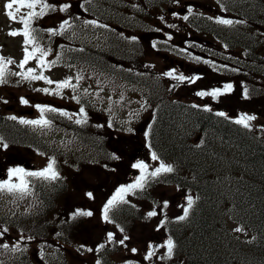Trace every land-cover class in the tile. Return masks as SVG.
<instances>
[{
	"label": "trees",
	"instance_id": "obj_1",
	"mask_svg": "<svg viewBox=\"0 0 264 264\" xmlns=\"http://www.w3.org/2000/svg\"><path fill=\"white\" fill-rule=\"evenodd\" d=\"M90 1L94 2L93 7L88 6ZM217 1L228 15L238 14L237 19L240 23L250 20L257 26L232 32L229 28L231 25L221 27L219 31L210 25H199L208 38L213 39L214 36L220 41L216 45H221L230 52L241 49L240 73L233 71L231 67L218 66L216 69L221 71L226 82H230L233 75L237 76L234 92L241 90L239 86H244L242 93L247 90V94L252 93L258 100L261 95L257 91V85L264 83V73L258 74L262 77V82H259L242 72L264 71L262 65L254 67L260 63L264 64V54L261 51L263 38L259 33L260 29H264V10L260 9L264 7V0ZM45 2L54 5L56 11L46 9L44 16L34 20L35 24L41 23V32H37L41 39L44 38L51 47L52 45L55 47L57 38H60V55L88 65V68L92 67L93 63L100 71L141 85L147 82L148 77L141 72L135 73L133 69L137 67L144 71L142 63L145 60V51L137 43L133 44L137 48L131 49L124 37L134 30L150 33L155 29L157 36L166 34L167 29L182 30V13L170 11L174 4L173 0H45ZM64 4L70 7L66 11H60ZM88 16L99 22L97 26L106 36L101 40L102 47L99 49L91 48L72 36V29L80 31L82 26L87 25L85 21ZM56 19L61 23L67 20L69 26L60 30L59 34L52 35L48 29L59 27L51 28L49 25ZM159 21L163 26L158 24ZM192 23L193 21H190V24ZM206 23L212 25V20ZM116 26L120 29L118 34L114 29ZM115 34L122 39L113 37ZM155 46L176 56L180 55L170 40H157ZM199 51L208 54L205 47ZM228 57L229 55H226L219 61L228 64L230 60ZM15 68L12 66L6 69L5 84L9 82V76L15 72ZM151 85L148 83L143 92V98L148 105H151L152 100L149 90ZM241 91L238 93L241 94ZM234 92L229 91L212 97L225 110V107L234 101L232 96ZM163 94L164 90L156 96L157 104L148 123L146 145L150 152L158 157L155 160L157 163L169 165L173 171L151 177L150 173L154 169L147 164L144 187L134 189L132 192L148 198L150 189L162 186L173 187L186 194V201L180 211L172 215L170 211L165 210L158 222L160 227L158 235L163 237L166 243L168 239L174 243L167 264H264V140L250 127L245 128L242 124L235 123L233 114L230 116L221 109L209 106L183 103L182 100ZM98 111L88 105V163H91L89 165H101L111 160L109 150L98 137L102 134L107 136L110 129L103 123L100 115L97 117L94 115ZM76 130L80 132L78 127ZM25 133V128L19 121L0 113V134L3 137L6 135V138L13 141H22L26 137ZM34 138L32 134L30 139ZM116 160H119V157ZM137 163L134 162L133 165ZM133 165L129 173H125L123 187L134 184L142 175L140 169ZM53 189L54 185L42 195L45 213L49 212L53 205ZM188 197H191L194 203L189 209L188 216L180 220L178 218L184 215ZM125 201L117 203L109 211L110 223L117 226L116 229L122 238L128 237L130 228L139 223L149 222L141 204ZM79 219L75 218L77 226L80 224ZM49 228L50 226L46 225L45 231ZM95 242L98 244L97 251L93 250L96 251L101 264H117L111 254L118 250L125 253H132V249L139 251L135 247L126 248V243L123 244V248L117 240L110 242L107 235L105 240ZM102 244L105 245L100 248Z\"/></svg>",
	"mask_w": 264,
	"mask_h": 264
},
{
	"label": "rangeland",
	"instance_id": "obj_2",
	"mask_svg": "<svg viewBox=\"0 0 264 264\" xmlns=\"http://www.w3.org/2000/svg\"><path fill=\"white\" fill-rule=\"evenodd\" d=\"M8 2L9 0H0V54L7 58H14L16 61L20 62L23 59L25 50V37L22 34L23 24L20 23L18 19L11 20L6 15L5 5ZM176 3L177 2L174 1L173 7L175 8L177 7ZM181 6L185 7V5L181 3V5L177 7V10ZM193 6L194 8L190 9V13H209L211 16H217L221 13L217 8L218 3L216 0H196ZM15 7L16 5H14L12 11H15ZM38 10H40L39 5L35 8V11ZM27 11H29V9L23 8L21 13L17 15H22ZM241 29L244 28L241 27L237 31L239 32ZM11 31H17L21 34L12 36L9 34ZM80 32L75 34H79L84 41L88 42L89 39L98 41V39H100V36L95 38L96 33L88 32L85 28H82ZM235 36L239 35L235 34ZM166 37L170 38V34L166 33L161 35L162 39ZM136 39L138 41L137 43L145 51V60L151 64L154 70L163 71L165 74L169 72L173 73V75L170 76L172 80H178L175 78L177 76H184L185 80L193 79L191 82L189 81V84L185 85L183 83L173 97H178L196 104L216 105L207 95H197L198 92H201L200 89L202 86L217 88L218 84L221 82L220 79L213 76H205V78H199L198 76L196 78L194 77V74L200 71L204 74L206 70L210 71L209 68L203 69V62H186L178 60L167 53L161 51L157 52L151 46L150 42L152 37H148L146 34L138 35ZM177 39L183 40L181 36H178ZM183 43L187 44L185 40H183ZM44 61V65L38 64L33 67V69L36 70L35 74L39 75L42 73L48 79L57 77L50 74L60 73L61 75L58 76L59 78H67L72 74L74 75L73 77L77 88L86 92L88 91V73H80L79 65H73L68 60L60 59L58 54H53L51 56L46 55L44 56ZM27 70L28 69H24V72H27ZM78 77L80 78L78 79ZM68 79L70 80V78ZM18 80L19 79L16 77L10 79L9 83H11L12 89H15L14 83L18 82ZM172 80L165 79L164 82H172ZM262 85H264V83ZM133 89L134 86L127 83L123 88L107 90L104 93L111 107L112 115H114L116 120L121 122L124 127L122 130L118 129L113 133H109L111 143H109L106 136L107 146L110 152L109 159H111L109 162L106 161L101 165H88V163L82 162L76 165L75 161L76 169H74L68 163L71 158H69V155L64 151L58 152L56 149L52 148L51 150L37 152L20 148V146L5 148L2 146L4 144L0 140V169L3 170L5 165H13L15 167L20 164L21 161H28L31 165H34V168L28 171L35 172L45 169L51 161H54V170L58 174L57 176H59L60 173L62 176L70 179L67 182L68 189L62 194L59 200L58 208L64 207L67 210L80 209L82 211L92 212V218H81L80 224L76 227V233L78 235L74 240L76 246L79 248H88L92 249V251H88V253L85 254L86 256L78 255L74 251H66L58 256V258H62L58 264H97L99 260L93 250L96 245L95 241L100 239L105 240L106 235L108 236L109 233L113 234V240L120 241L123 239L122 235L118 233L115 228L117 226L107 224L103 218L105 202L111 200L113 196L116 195L118 189L123 187L125 183L124 178L126 177L125 173H129L135 161L143 163L146 160L149 162L152 161V158H149L147 155L144 137L145 130L147 129L146 121L150 111H148V106L144 107V103H134ZM19 93L25 94L26 90L23 89V91ZM15 94L17 93L14 92L13 99L6 105L7 109L12 106L13 109L19 113L30 109L28 104H19L20 102L15 100ZM74 95L76 110L77 107L83 106L84 104L81 102V95L77 91H74ZM90 96L93 97L94 101L97 99V95L91 92ZM232 96L236 103L226 106L225 111L230 114L235 113L237 118H240L242 115L255 116L256 118L251 121L258 123V125L264 129V97L258 100H252L238 92H234ZM36 100L41 104H50V100L46 98L38 97ZM100 116H107L106 111H101ZM37 118L39 117L37 116ZM102 121H106V119H102ZM49 136L59 141L58 137L60 138L61 134H59V132H54L49 133ZM117 157H119V160H116ZM12 180L13 182H18L16 177H13ZM26 180L29 182L30 188L37 184H47L49 181L35 177H27ZM149 191L148 198H146L145 195H135L132 191L124 195V200L141 204L147 215L149 212H156L155 216H148L149 222H145L144 224L139 223L130 228L128 239L124 240V243L127 244L125 245L126 248L135 247L139 250L132 253L141 264H167V259L170 258V256L167 252L166 241L163 237L158 235V230L160 228L158 222L163 217L165 210L170 211L172 215H176L186 201V194L179 191V189L162 186L150 189ZM88 193L92 194L91 197L88 196ZM108 195H110V197H106ZM165 202H167L166 207ZM31 205L36 207L34 204ZM123 244L120 245L123 247ZM34 249L35 247L31 248L29 252L33 264H37V255H41V253ZM150 251L153 252V255L150 257L151 259H146L145 257ZM130 254V252L125 253L121 250L114 255V258L117 261L124 262ZM46 255L48 254L44 253V259ZM51 255V257H53L54 253H51Z\"/></svg>",
	"mask_w": 264,
	"mask_h": 264
},
{
	"label": "snow or ice",
	"instance_id": "obj_3",
	"mask_svg": "<svg viewBox=\"0 0 264 264\" xmlns=\"http://www.w3.org/2000/svg\"><path fill=\"white\" fill-rule=\"evenodd\" d=\"M14 5H16L15 7V11H12V9L14 8ZM37 5H39L40 7V11L37 12L35 11V8L37 7ZM70 7V5L68 4H64L63 6L60 7V11H66L68 8ZM23 8L29 9V11L25 12L22 15H17L19 13H21V10ZM49 10V11H56V7L54 5H51L47 2H45V0H9L8 3H6L5 5V11H6V15L11 19V20H19L20 23L23 24V35L25 37V44H34V37L32 36V32L34 31V29L31 28V23L33 21V19L35 18H39L42 17L46 14L45 10ZM189 11H191L189 9ZM188 17L185 16L184 19H187ZM218 23L221 24H225V25H230L233 23V21L231 20H227V19H217ZM86 24H95V21H85ZM66 26L68 25V21L65 20L63 21L60 26L59 29H48V31L52 34V35H57L60 33V30H63L66 28ZM102 26V25H101ZM103 27V26H102ZM12 36H16L18 34H21L17 31H11L9 33ZM135 39V38H133ZM36 52H40V57L38 58V63L40 65H44L45 61H44V56L47 55L46 52H44L42 49H40L39 47H34L33 51L31 53L28 52V49L25 48V59L19 64L20 68H24L25 64L28 63V60L31 58H35V53ZM13 61L8 58L5 59L4 57H0V83H6V65L7 64H12ZM35 69L29 68L27 70L26 73L23 74V79L26 80H44L46 83L48 84H52L54 83V81L48 79L46 76H44L42 73L37 75L35 74ZM166 75H173V73L169 72L166 73ZM80 77H78L79 79ZM178 80H185L184 76H177L175 77ZM191 82V81H190ZM72 86L70 84V80L66 79L62 82H56V88L57 91L51 94H59V90L66 88V87H70ZM74 87V86H73ZM232 85H226L225 86V91H229L231 90ZM38 91H43L45 93H49L48 89H38ZM221 90L220 89H215L211 92H198L197 95L199 96H213V97H217L220 96ZM245 95H247V90H245ZM75 98V97H74ZM6 103V101H5ZM21 103L22 104H27L28 101L25 100L24 98H21ZM36 107L40 110L41 114H42V118L39 120H20V123L22 124H31V125H36V126H40V127H49L50 126V121L46 120L43 118V113L45 112H57L59 110L55 109V108H51V107H47V106H40V105H36ZM81 113H84L83 108H81ZM60 115H64L67 116L69 119H72V116L64 111H60ZM218 115H225L224 113H218ZM86 116V114H85ZM256 117L255 116H248V115H242L239 119H237L235 121V123L237 124H242L245 128L249 127V121L254 120ZM10 119H17L16 117H10ZM86 121H81V120H76V123H83ZM3 147H7L6 144L2 145ZM152 159L156 160L158 159V157L156 156L155 153L152 154ZM54 161H51L48 166L40 171H35V172H26L24 169L22 168H10L8 170V177L9 179L4 180V181H0V193H8V194H12V195H19L21 198H23L25 195L29 194L30 192V184L29 182L25 179V177H35V178H39V179H43V180H55L57 178V173L54 170ZM133 167L140 169L142 175L140 178H138L136 180V182L134 184L128 185L126 187H121L120 189H118L117 193L115 196H113V198L111 200L108 201V203L104 206V210H103V218L106 221H109V211L119 202H126L124 200V195L128 192L133 191L134 189H142L144 187V183L146 180V177L144 175V173H146L147 169H148V165L143 163V162H138L137 164H134ZM173 171V168L169 165H165L164 163H161L160 166L158 168H156L154 171H152L150 173L151 177H158L159 175H161L162 173H170ZM16 177L18 182H13L12 178ZM91 193H88V196L91 197ZM194 201L192 200L191 197L187 198V207L184 209V215L179 217L178 219L183 220L188 216V212L189 209H191L192 205H193ZM167 206V202H165V207ZM76 215H81V216H91L92 212L91 211H80L78 210ZM156 212L152 211L148 213L149 217L155 216ZM8 230L5 228L3 230V232H0V236H3L4 233H6ZM121 231H123V229H121ZM237 231H240V229H237ZM31 239V238H29ZM128 237L125 236L122 240L119 241L120 244L124 243V240H127ZM108 240L112 241L113 240V234L109 233L108 234ZM5 249L9 248L8 244H3L0 245ZM104 245H100V248H103ZM166 247H167V252L168 255L171 256L173 249H174V243L171 239L167 240L166 243ZM13 251L16 250L15 247L12 248ZM88 251H92V249H88ZM133 252H136V249H132ZM153 255V252H149L148 255L145 257L146 259L150 258ZM97 264H99V262H97Z\"/></svg>",
	"mask_w": 264,
	"mask_h": 264
},
{
	"label": "flooded vegetation",
	"instance_id": "obj_4",
	"mask_svg": "<svg viewBox=\"0 0 264 264\" xmlns=\"http://www.w3.org/2000/svg\"><path fill=\"white\" fill-rule=\"evenodd\" d=\"M12 168L11 165H5V168L3 170L4 177L9 179L8 177V170ZM0 177H1V171H0ZM10 209L12 207V204L8 206ZM2 206L0 205V209ZM11 211L9 213V216H11ZM10 223H8V226L6 229L8 230L5 235L8 239L7 244L9 245V248L12 249L15 245V243L19 242L23 247L35 246L33 242H30V239L28 238L29 229H28V219H27V212H22L19 214H16L15 217H10ZM32 224H41V215H37L36 219H33L31 221ZM1 229V228H0ZM24 237V238H22ZM36 247V246H35Z\"/></svg>",
	"mask_w": 264,
	"mask_h": 264
}]
</instances>
